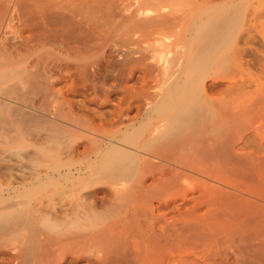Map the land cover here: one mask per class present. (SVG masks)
<instances>
[{
  "label": "bare ground",
  "instance_id": "bare-ground-1",
  "mask_svg": "<svg viewBox=\"0 0 264 264\" xmlns=\"http://www.w3.org/2000/svg\"><path fill=\"white\" fill-rule=\"evenodd\" d=\"M12 3L45 37L9 39L0 5V264H264V143L205 87L250 61L253 0Z\"/></svg>",
  "mask_w": 264,
  "mask_h": 264
},
{
  "label": "rangeland",
  "instance_id": "rangeland-1",
  "mask_svg": "<svg viewBox=\"0 0 264 264\" xmlns=\"http://www.w3.org/2000/svg\"><path fill=\"white\" fill-rule=\"evenodd\" d=\"M2 1H3V3H2ZM5 1H7V3H8V6L6 5V3H5ZM11 1V2H10ZM0 0V5L1 4H5L4 5V7L5 6H7V9H5V12L3 13V17L4 16H6V17H4L3 19H2V22H1V26H2V28H3V30H11V31H9V32H7V37L9 38V39H21V40H23V41H25V43H26V46H32V45H34V42L35 41H37V40H43L44 39V37L45 36H43L42 35V33H41V31L40 30H37V29H34L35 27H33V25L30 23V22H26L25 20H21V19H18V18H15L14 16H16L17 14H16V12H17V10H16V8L14 7V4L12 3V1L13 0ZM9 2H10V4H9ZM6 8V7H5ZM16 10V12H14ZM13 12H14V14H13ZM250 12H251V14H250ZM5 13H6V15H5ZM18 13V12H17ZM249 14L248 15H250L249 16V19H250V22H249V24H250V27H249V29L248 30H250V32H248V30H246V28H248V25L246 26V28H245V24H243V22L241 21V23L239 22V24H238V26H237V33L235 34V37L236 38H234L233 39V41L235 42V43H233V45H234V47H233V45H232V51L235 49L236 51H233L232 53L234 54V55H237V56H245V55H247V56H245V58H246V60L248 59V60H252L251 62L249 61V62H247L246 60H243L244 59V57L242 58L241 57V59H242V63H246L247 62V64H243V66L245 65V67L243 68V66H242V70H241V68H240V70H238V68H236V66H238V65H236V64H232V62L231 63H229L228 64V67H227V69L225 70V75L223 74V76L221 75V73H224V71L223 72H221L220 73V75H218L220 78H221V82L219 81L218 82V79L217 80H213V79H211V77H209V78H207L208 79V81L206 82L205 81V87L207 88V86H208V88H207V90H208V93H209V89L210 88H214V89H216L215 91H214V89L212 88V89H210V91L212 92V95L211 94H208V96L209 95H211V96H209L211 99H212V97L213 96H215V97H213V100L215 101V99L214 98H216V101L217 100H221V101H219L220 103H224L225 101H228V102H231L233 105H235V104H237V106H239V109L241 108L242 109V115H244V116H242L243 118V121H244V123H246L247 125H248V127H247V130H245V131H242L241 133H240V139L238 140V142H237V147L238 146H242L241 147V149L243 148V146L245 147V146H247L248 147V149H249V146H251L250 147V150H247L246 148L247 147H245V151H256L257 150V148H259V145L260 144H262V143H264V137H262V136H264V0H253V8L248 12ZM7 18V19H6ZM14 18V19H13ZM16 20V21H15ZM17 26V27H16ZM243 26V27H242ZM6 27V28H5ZM49 28V30H50V27H48ZM20 29V30H19ZM252 29V30H251ZM6 30V31H7ZM34 31V32H33ZM249 33V35H247V33ZM35 33V34H34ZM40 33V34H39ZM10 34V35H9ZM15 36V37H14ZM28 36V37H27ZM17 37V38H16ZM34 37V38H33ZM30 41V42H29ZM32 41V42H31ZM33 43V44H32ZM36 43V42H35ZM245 43V44H244ZM29 44V45H28ZM30 44H32V45H30ZM240 44H242V45H240ZM247 44V45H246ZM43 45V44H42ZM41 45V46H42ZM45 46H40V47H38V49H37V51H36V53L34 54V56H37V55H42V53L44 54H52V56L53 57H56V54H57V56L60 54L57 50H54L55 48H53L54 46H52V45H46V44H44ZM245 45V46H244ZM238 46V47H237ZM240 46V47H239ZM43 47H44V49H43ZM46 47H48L49 49H47ZM51 47V48H50ZM41 48H42V50H41ZM53 48V49H52ZM243 48V49H242ZM245 48V49H244ZM241 49L243 50V51H241ZM46 50H48V52H49V50H50V52L48 53V52H44V51H46ZM53 52V53H52ZM55 52V53H54ZM247 52V53H246ZM242 53H244L243 55H242ZM241 54V55H240ZM60 56H63V57H65V55L62 53ZM258 56V57H257ZM248 57V58H247ZM263 59V60H262ZM246 61V62H245ZM250 63V64H249ZM236 65V66H235ZM248 65H250V66H248ZM231 66H233L234 67V71L236 72V73H238V75L240 76V75H242V76H240V78H237V79H235V77H239L237 74H235V72H231V71H233V68L231 67ZM247 66V67H246ZM230 67V68H229ZM239 67V66H238ZM246 68V69H245ZM251 72V73H250ZM229 73H230V76L231 77H228V78H232V79H230V81H229V79L226 77V75L228 76L229 75ZM233 73V75H231ZM242 73V74H241ZM244 73V74H243ZM255 73V74H254ZM219 74V73H218ZM246 74V75H245ZM235 75V77H233ZM237 75V76H236ZM224 77V78H223ZM250 77V78H249ZM253 77H255L254 79H253ZM223 78V79H222ZM235 79V80H234ZM248 79V80H247ZM225 80H228V81H225ZM237 80V81H236ZM247 81V83H245L244 81ZM257 80H261L260 81V83L257 81ZM214 81V83L212 84V82ZM225 81V82H224ZM254 81H256V83L257 84H262L261 85V87L259 86H256L257 84H255V82ZM218 83V84H217ZM224 83V84H223ZM229 83V84H228ZM251 83V84H250ZM252 83L254 84V85H252ZM61 84V85H60ZM65 84H70V82H67V83H65V81H63V83L62 82H60V83H57V85L55 86V88L56 89H58V87H59V89L60 88H64L65 86ZM222 84V85H221ZM247 84V85H246ZM219 85V86H218ZM224 85H226V86H224ZM236 85H239V86H236ZM247 87H246V86ZM61 86V87H60ZM209 86H211V87H209ZM216 86V87H215ZM229 86V87H228ZM230 86H233V87H231V88H233V90L235 91L236 90V92L235 93H233V92H230L231 90L229 89L230 88ZM236 86V88H234ZM240 86H243V87H241L240 88ZM248 86L250 87V88H248ZM244 87H246V88H244ZM217 88H219V89H217ZM226 88H228L227 90H225ZM238 88H240L241 90L239 91L238 90ZM259 88V89H258ZM64 89H66V87L64 88ZM261 89V90H260ZM229 90V91H228ZM243 90V91H242ZM260 90V91H259ZM263 90V91H262ZM228 91V92H227ZM210 92V93H211ZM218 92H220V94H221V92H222V95H218ZM223 92H227V93H223ZM243 92V93H242ZM245 92V93H244ZM249 92V93H248ZM252 92H254V94L252 93ZM256 92L258 93V94H256ZM260 92V93H259ZM215 93H216V95H215ZM229 93V94H228ZM251 93V94H250ZM70 96H69V95ZM250 94V95H249ZM67 95H68V98H70L69 100H72V101H74L73 100V98L75 99V97H76V99L77 98H79V99H77V100H80L81 99V97L80 96H78V95H73V94H70V93H66V97H67ZM247 95H249V96H247ZM253 97H252V96ZM254 95H256V97H257V99H256V97L254 98ZM258 95V96H257ZM75 96V97H74ZM234 96H236L234 99H233V101H232V98L234 97ZM238 96V97H237ZM241 96V97H240ZM220 97V98H219ZM67 98V99H68ZM237 98V99H236ZM240 98V99H239ZM250 98H251V100H250ZM236 99V100H235ZM247 99H249L248 101H247ZM235 100V101H234ZM76 101V100H75ZM216 101H215V103H216ZM244 101V102H243ZM246 102V103H245ZM248 102V103H247ZM254 104V105H252V103ZM246 104V105H244V104ZM249 103H251V105L249 104ZM241 104H243V105H241ZM247 104H249V105H247ZM256 105H258V106H256ZM241 106V107H240ZM242 106H243V108H242ZM251 106V108H249ZM255 106V107H254ZM246 107V108H245ZM240 109V110H241ZM253 112V113H252ZM246 115V116H245ZM249 116H252V117H249ZM245 118H247V119H245ZM251 118V119H250ZM248 120V121H247ZM253 121V123H254V125H252L253 123H251L252 121ZM247 121V122H246ZM251 121V122H250ZM251 128H250V127ZM254 126V127H253ZM252 135V136H251ZM242 136L244 137V136H250V137H248L249 139L250 138H252L253 140H257L256 142L255 141H253V140H248L246 137H245V139L246 140H248V142H246V144H250V145H245V143H244V139L242 138ZM260 136H261V138H260ZM254 138H256V139H254ZM258 138H260V140L258 139ZM242 140H244V141H242ZM250 141H252V142H250ZM260 141V142H259ZM243 142V143H242ZM255 142V143H254ZM252 143V144H251ZM256 143H258V144H256ZM242 144V145H241ZM254 146V148H253V146ZM258 146V147H257ZM257 147V148H256ZM260 147H262V145H260ZM240 148V147H239ZM261 148H259L258 150H259V152L262 154V153H264V145H263V147H262V149L260 150ZM243 150V149H242ZM258 150L256 151V152H258ZM258 152V153H259ZM264 155V154H263ZM190 181L191 180H187L185 183L187 184V186L188 185H190V184H192V183H190ZM193 181V180H192ZM198 182V181H197ZM190 183V184H189ZM195 183V187H197L196 185H198L199 184V182H198V184L196 183V181L194 182ZM194 183H193V185H194ZM200 185H201V183H200ZM199 185V186H200ZM197 187V188H193V186L192 185H190V186H188V187H192L193 189H194V191H195V193H194V195H190V197L192 196H195V194H197V196L199 195V190H197V189H200L201 188V186L200 187ZM197 196H195V197H197ZM195 204V202H192V203H189V204ZM191 205H189V206H191ZM200 208H202L203 210H205V208L204 207H199V211H198V213L199 212H201V211H203L202 209L200 210ZM205 211H203V213H204ZM202 213V212H201ZM187 221H188V223L190 222L191 223V221H192V219L190 218V219H188L187 218ZM189 229V228H188ZM191 231V232H190ZM190 231L188 230L187 231V240L188 241H192L193 240V233H192V230L190 229ZM190 232V233H189ZM189 234H190V237H189ZM248 236V237H247ZM249 236L250 235H246V236H244V237H246V238H244V239H249ZM192 237V239H190ZM189 238V239H188ZM204 247V246H203ZM206 247V246H205ZM225 248H227V247H225ZM224 249V248H223ZM225 250V249H224ZM230 251L232 252V249H230ZM209 252V251H208ZM221 252H223V253H221ZM220 253L223 255L224 254V251H221ZM176 253V254H175ZM173 254H175V255H172V254H165V256L162 258V264H168V263H170L171 264V262L172 261H174L173 262V264L174 263H176L175 261H177L176 260V258L178 259V261L179 260H181V259H179L178 257L179 256H182V257H184V258H182V260H184L185 259V256H186V258H187V260H185V261H187L188 262V264H190V263H197V264H199L200 262L202 263V260H203V263L202 264H207L206 263V261H208L206 258H205V254H206V252H205V254H204V252L202 253L203 255V257H201V256H198V255H193L192 254V256H191V254H190V257H189V255H188V253H186V255L184 256L183 254H181V253H178V252H174ZM179 254V255H178ZM168 255H169V257H168ZM200 255V254H199ZM188 256V257H187ZM194 256V257H193ZM197 256V257H196ZM193 257V260L195 259V261H193L192 259H191V262L189 261V259L190 258H192ZM196 257V258H195ZM199 257H201V258H199ZM167 258H169V259H171V262H170V260H169V262L168 261H166L167 260ZM189 258V259H188ZM205 258V259H204ZM173 259V260H172ZM198 259H200V260H198ZM181 260V262L179 261H177L178 262V264H183V262H184V264H187V262H185V261H182ZM204 260H205V262H204ZM211 260H213V259H211ZM193 261V262H192ZM199 263H198V262ZM210 261V260H209ZM217 261V263H215V264H226L227 262H226V260L224 261V259L223 260H213V261H211L210 263H208V264H212V262H216ZM219 261V262H218ZM222 261V262H221ZM167 262V263H166ZM190 262V263H189ZM194 263V264H195ZM200 263V264H201ZM177 264V263H176Z\"/></svg>",
  "mask_w": 264,
  "mask_h": 264
}]
</instances>
